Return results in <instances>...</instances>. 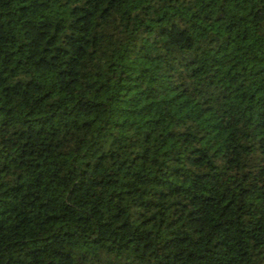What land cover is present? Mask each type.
I'll return each mask as SVG.
<instances>
[{
	"label": "trees",
	"instance_id": "1",
	"mask_svg": "<svg viewBox=\"0 0 264 264\" xmlns=\"http://www.w3.org/2000/svg\"><path fill=\"white\" fill-rule=\"evenodd\" d=\"M0 264H264V0H0Z\"/></svg>",
	"mask_w": 264,
	"mask_h": 264
}]
</instances>
